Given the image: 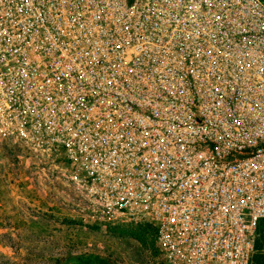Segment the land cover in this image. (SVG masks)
Returning <instances> with one entry per match:
<instances>
[{"label": "built area", "instance_id": "1", "mask_svg": "<svg viewBox=\"0 0 264 264\" xmlns=\"http://www.w3.org/2000/svg\"><path fill=\"white\" fill-rule=\"evenodd\" d=\"M0 137L152 222L168 264H256L264 0H0Z\"/></svg>", "mask_w": 264, "mask_h": 264}, {"label": "rangeland", "instance_id": "2", "mask_svg": "<svg viewBox=\"0 0 264 264\" xmlns=\"http://www.w3.org/2000/svg\"><path fill=\"white\" fill-rule=\"evenodd\" d=\"M72 175L64 159L0 137V264H168L152 222L99 219Z\"/></svg>", "mask_w": 264, "mask_h": 264}, {"label": "trees", "instance_id": "3", "mask_svg": "<svg viewBox=\"0 0 264 264\" xmlns=\"http://www.w3.org/2000/svg\"><path fill=\"white\" fill-rule=\"evenodd\" d=\"M94 260L96 261V264H111L109 262H103L102 260H100L99 257H96ZM78 264H82V263L79 261Z\"/></svg>", "mask_w": 264, "mask_h": 264}]
</instances>
